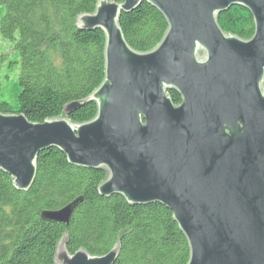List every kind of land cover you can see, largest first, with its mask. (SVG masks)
<instances>
[{
  "label": "water",
  "instance_id": "obj_1",
  "mask_svg": "<svg viewBox=\"0 0 264 264\" xmlns=\"http://www.w3.org/2000/svg\"><path fill=\"white\" fill-rule=\"evenodd\" d=\"M145 3L168 30L139 52L120 20ZM234 6L254 19L249 40L219 23ZM76 25L105 35V79L88 99L97 115L72 123L81 102L43 123L0 112V171L27 192L40 154L58 149L72 166L107 172L101 197L169 209L188 240V264H264V0H98ZM76 206L42 217L69 225ZM67 244L65 235L56 264H115L121 251L71 254Z\"/></svg>",
  "mask_w": 264,
  "mask_h": 264
},
{
  "label": "trees",
  "instance_id": "obj_2",
  "mask_svg": "<svg viewBox=\"0 0 264 264\" xmlns=\"http://www.w3.org/2000/svg\"><path fill=\"white\" fill-rule=\"evenodd\" d=\"M122 3L123 0H110ZM98 0H0V112L24 114L31 122L64 117L85 123L97 115L88 99L105 79V35L82 31L77 18L92 14ZM227 33L249 40L254 19L234 6L219 17ZM120 25L129 45L149 52L168 30L164 16L143 4L123 14ZM176 105L181 96L170 93ZM104 170L69 164L58 149L38 158V174L27 192L15 189L0 171V264H56L58 244L68 236L71 254L84 249L105 256L117 245L115 264H188V240L173 213L159 204L132 206L121 196L101 197ZM77 202L69 225L46 221L42 213Z\"/></svg>",
  "mask_w": 264,
  "mask_h": 264
}]
</instances>
